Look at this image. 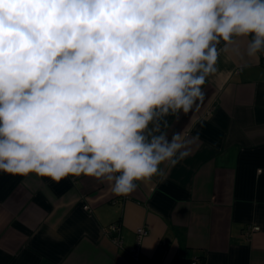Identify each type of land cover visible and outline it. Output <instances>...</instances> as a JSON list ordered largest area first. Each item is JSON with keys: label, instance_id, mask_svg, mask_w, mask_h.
<instances>
[{"label": "clouds", "instance_id": "obj_1", "mask_svg": "<svg viewBox=\"0 0 264 264\" xmlns=\"http://www.w3.org/2000/svg\"><path fill=\"white\" fill-rule=\"evenodd\" d=\"M264 56V0H0V172L127 197L188 158L172 131L221 52Z\"/></svg>", "mask_w": 264, "mask_h": 264}, {"label": "crops", "instance_id": "obj_2", "mask_svg": "<svg viewBox=\"0 0 264 264\" xmlns=\"http://www.w3.org/2000/svg\"><path fill=\"white\" fill-rule=\"evenodd\" d=\"M221 52L185 128L199 136L166 179L127 197L84 176L0 172V264H264V61ZM116 223L117 233H105ZM249 225L259 226L251 235ZM148 230L137 258L135 229Z\"/></svg>", "mask_w": 264, "mask_h": 264}, {"label": "built area", "instance_id": "obj_3", "mask_svg": "<svg viewBox=\"0 0 264 264\" xmlns=\"http://www.w3.org/2000/svg\"><path fill=\"white\" fill-rule=\"evenodd\" d=\"M261 59H262V61H264V56H261ZM257 230H259V226L249 225L246 228L245 233L247 235H251L252 232H255ZM118 231H119V226L116 223H112L105 228V233H113V232L117 233ZM135 232H136V244L131 248L130 251H131L132 256L134 258H137L139 251H140V242H141L142 238L147 235L148 230L142 226H139L135 229ZM113 241L115 243H117L118 245H121L122 240H121L120 235L118 233L115 236H113ZM197 261H198L197 259H194L191 262H189V264H196Z\"/></svg>", "mask_w": 264, "mask_h": 264}]
</instances>
